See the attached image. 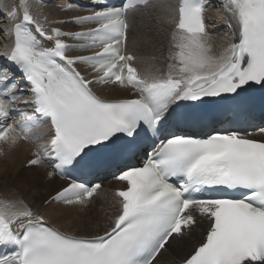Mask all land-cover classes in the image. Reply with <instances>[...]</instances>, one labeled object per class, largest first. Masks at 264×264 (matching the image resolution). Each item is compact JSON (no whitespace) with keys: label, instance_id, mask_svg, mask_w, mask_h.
<instances>
[{"label":"snow or ice","instance_id":"snow-or-ice-1","mask_svg":"<svg viewBox=\"0 0 264 264\" xmlns=\"http://www.w3.org/2000/svg\"><path fill=\"white\" fill-rule=\"evenodd\" d=\"M48 3L0 6V146H34L35 193L0 196V264H162L196 232L174 264H264V126H241L264 94V0L57 5L87 13L68 19ZM137 16L155 20L161 55L129 50ZM57 176L66 186L45 195ZM109 178L102 232L55 226Z\"/></svg>","mask_w":264,"mask_h":264},{"label":"bare ground","instance_id":"bare-ground-1","mask_svg":"<svg viewBox=\"0 0 264 264\" xmlns=\"http://www.w3.org/2000/svg\"><path fill=\"white\" fill-rule=\"evenodd\" d=\"M82 2H90V0H81ZM174 3L175 0H172ZM210 4H217L218 0H208ZM14 0H0V6H11ZM67 0L52 1L48 3V7L44 10L46 14L51 17L68 19L77 15L83 14V12H63L57 7V5H67ZM38 11L33 8V12ZM163 15V12L158 13ZM223 13H218L216 8L213 7L208 11L207 16L213 23L211 27L222 28V25L215 24ZM136 23L132 22V30L129 34L128 47L129 50L134 51L139 57H150L152 55H161L162 50L158 47L159 41L163 40V36L159 33V29L156 26L154 19L148 17L139 16L136 19ZM4 17L0 15V25H3ZM79 28L75 26L74 30ZM5 41L0 39V51L3 50V44ZM141 69H150V65L141 63ZM105 95L108 98L125 95L120 90H105ZM3 149L0 152V196L11 195L12 190L15 189L21 193L28 200H32L35 193L28 190L27 177L29 176V170L24 168L25 161L29 158L33 147L21 144L16 149L8 150L6 146L1 147ZM45 169L43 171H48ZM34 171V170H33ZM67 183L53 178L41 191L47 195L49 192L53 193ZM104 191L99 197L95 198V202L86 209H67L60 213H57L53 221L55 226L61 231H66L71 234L86 235L96 234L98 231L102 232L103 226L106 223V214L113 211L111 208L112 199L111 192L119 187L118 183L108 182L104 184ZM90 208H93L91 212H88ZM89 209V210H88ZM199 232L193 234V239L190 241L181 242L179 245H175L171 250L172 255H166L162 258V264H174V260L183 255L188 250L191 243L195 242L199 238L197 235ZM164 260V261H163Z\"/></svg>","mask_w":264,"mask_h":264},{"label":"rangeland","instance_id":"rangeland-1","mask_svg":"<svg viewBox=\"0 0 264 264\" xmlns=\"http://www.w3.org/2000/svg\"><path fill=\"white\" fill-rule=\"evenodd\" d=\"M138 18H139V16H137V17H136V18L133 20V21H134V23H136V21H137L136 19H138ZM92 209H93V208H90V210L88 209V210H89L88 212H91V211H92ZM197 235L199 236V234H197ZM164 258H165V257H164ZM164 258H163V259H164ZM163 261H164V260H163Z\"/></svg>","mask_w":264,"mask_h":264}]
</instances>
